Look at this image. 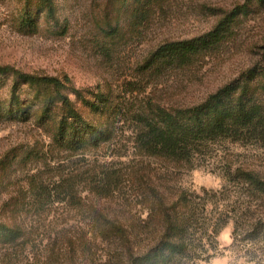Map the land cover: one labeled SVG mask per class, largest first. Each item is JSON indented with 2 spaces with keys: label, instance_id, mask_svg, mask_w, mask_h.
<instances>
[{
  "label": "rangeland",
  "instance_id": "374dc122",
  "mask_svg": "<svg viewBox=\"0 0 264 264\" xmlns=\"http://www.w3.org/2000/svg\"><path fill=\"white\" fill-rule=\"evenodd\" d=\"M52 1L53 16L43 0H0V66L38 77L67 76L91 99L95 93L108 95L116 107L114 135L90 151L58 147L55 125H42L36 117L41 109L37 97L48 91L18 83L13 73L0 75V102L8 105L18 83L21 100L33 113L27 120L0 119V221L15 218L33 230L17 252L7 255L0 248V264H82L73 261L67 244L82 227L89 229L91 206L145 218L149 210L141 204L142 178L160 185L167 197L176 199L184 190L201 209L204 205L196 216L191 257L177 264H264V195L236 175L239 169L264 179V145L227 139L206 162L171 167L134 148L138 128L133 121L151 105L199 104L221 87L245 81L252 71L251 95L264 105V0ZM234 11L238 14L217 43L185 62L167 57L147 68L163 44L203 36ZM64 93L85 117L101 121L76 94ZM102 165L124 175L122 184L105 196L91 191L88 182ZM67 179L75 181L82 208L71 198L59 202L64 195L36 202L41 188L52 190ZM105 247L96 246L99 251ZM85 264L95 263L89 258Z\"/></svg>",
  "mask_w": 264,
  "mask_h": 264
},
{
  "label": "trees",
  "instance_id": "16d2710c",
  "mask_svg": "<svg viewBox=\"0 0 264 264\" xmlns=\"http://www.w3.org/2000/svg\"><path fill=\"white\" fill-rule=\"evenodd\" d=\"M43 1L53 16V1ZM237 12L203 36L163 44L148 59L147 68L167 57L185 62L191 55L217 43ZM10 73L16 76L18 83L41 85L48 91L37 97L41 109L36 117L42 125L51 122L55 125L54 143L58 147L75 152L90 151L112 139L113 119L117 114L108 95L95 93L91 99L75 88L67 76L64 79L38 77L10 66H0V75ZM250 74L245 81L229 83L194 106L165 108L151 105L138 113L133 118L138 128L134 148L141 155L162 160L171 167L189 168L206 162L212 157L216 145L227 139H247L264 145V105L251 95L249 83L256 75L253 71ZM18 83L13 87L8 105L0 102V119L27 120L32 117V106H26L21 100ZM64 91L76 94L80 103L91 113L99 115L101 121L96 123L85 117ZM100 168L91 174L89 188L105 196L122 184L124 175L115 167L102 165ZM236 175L237 181L264 195V179L258 174L238 169ZM141 180V204L149 210L146 217L136 220L91 206L89 229L86 231L82 227L74 238L68 240L67 248L73 261L85 264L90 258L95 264H177L191 257L197 242L193 239L195 226H199L196 216L204 205L201 209L200 203H195L184 190L173 199L174 195L167 197L160 185L144 182V178ZM74 182L67 179L57 182L52 190L41 188L36 202L45 204L55 195H64L67 197H59V202L71 198L75 206L82 208V200H78L74 193ZM32 233V228L28 229L15 218L0 221V248L8 255L9 250L16 251ZM100 244L106 246L102 251L96 248Z\"/></svg>",
  "mask_w": 264,
  "mask_h": 264
}]
</instances>
